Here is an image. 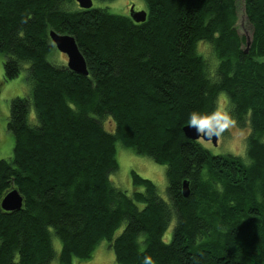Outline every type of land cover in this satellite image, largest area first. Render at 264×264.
Instances as JSON below:
<instances>
[{"label": "trees", "instance_id": "1", "mask_svg": "<svg viewBox=\"0 0 264 264\" xmlns=\"http://www.w3.org/2000/svg\"><path fill=\"white\" fill-rule=\"evenodd\" d=\"M141 1L146 19L134 23L75 0H0L3 81L27 65L29 87L10 103L13 155L0 159V264H50L51 231L59 264L88 261L102 242L115 264L146 255L156 264H264V0H243L248 48L237 0ZM50 31L75 39L87 76L50 62ZM221 93L238 127L250 126L245 158L214 156L183 135L189 114L215 109ZM117 143L166 167L167 201L134 172L142 192L112 185ZM12 190L22 208L3 211Z\"/></svg>", "mask_w": 264, "mask_h": 264}, {"label": "rangeland", "instance_id": "2", "mask_svg": "<svg viewBox=\"0 0 264 264\" xmlns=\"http://www.w3.org/2000/svg\"><path fill=\"white\" fill-rule=\"evenodd\" d=\"M92 8L105 9L111 14L130 16L131 8L134 11L141 12L146 10V6L141 0H91ZM236 30L240 37H242L246 46L252 36V26L248 22L243 0H237V23ZM199 51L202 55L212 63L215 59L210 48L205 44L199 45ZM264 63V57L257 59ZM3 61L4 56L0 55V159L10 160L13 155L14 139L12 134L7 130V123L9 118L10 103L16 97H24L29 92V87L25 80L27 65L23 68L17 78L10 82L3 81ZM50 62L54 65L66 66L67 57L55 49L52 50ZM227 107V99L225 94L221 93L217 99V106ZM112 120V119H110ZM31 124H35L34 110L31 109L29 115ZM112 122V121H111ZM103 128L109 132L112 129V124L105 122ZM250 133V126L247 124L245 128L237 127L231 133H225L223 137L218 138L217 145L214 146L210 142L198 140V142L207 149L212 155H233L245 158L246 138ZM116 162L117 170L109 175V179L115 188L124 191L128 196H131L134 191L142 192L141 188H134L131 174L134 172L144 179L150 180L156 187V191L160 198L167 201V179L166 167L154 163L150 158L136 155L132 150L124 149L119 143L116 144ZM173 221L163 236V241L169 243L171 240L172 230L174 228ZM120 228L116 233L117 237L121 232ZM52 245L56 257L50 264H59L57 255L60 252V242L58 238L52 233ZM74 264H115L114 253L109 249L106 242L99 244L94 251L91 259L86 262L75 261Z\"/></svg>", "mask_w": 264, "mask_h": 264}, {"label": "water", "instance_id": "3", "mask_svg": "<svg viewBox=\"0 0 264 264\" xmlns=\"http://www.w3.org/2000/svg\"><path fill=\"white\" fill-rule=\"evenodd\" d=\"M79 9L88 10L92 8L91 0H75ZM130 19L134 23H142L146 19V13L135 12L133 8L130 10ZM49 39L51 43L55 46L56 50L67 57L66 67L77 75L87 76L88 71L86 68V63L83 55L78 49L75 39L71 35H61L53 31L49 32ZM250 45V41L247 43V48ZM247 52V51H246ZM183 135L190 140L198 141L202 140L204 142H210L212 145H217V140L213 138L212 141H207L203 138H199L195 129L189 128V126H184L182 128ZM182 195L184 198L189 195L188 182L184 181L182 184ZM23 205V198L17 190H12L7 193L1 200V208L6 212L19 211Z\"/></svg>", "mask_w": 264, "mask_h": 264}, {"label": "clouds", "instance_id": "4", "mask_svg": "<svg viewBox=\"0 0 264 264\" xmlns=\"http://www.w3.org/2000/svg\"><path fill=\"white\" fill-rule=\"evenodd\" d=\"M187 123L189 128L195 129L199 138L207 141L223 137L226 132L231 133L238 127V122L231 111L219 105L208 112L192 111ZM143 264H156V262L150 255H146Z\"/></svg>", "mask_w": 264, "mask_h": 264}]
</instances>
